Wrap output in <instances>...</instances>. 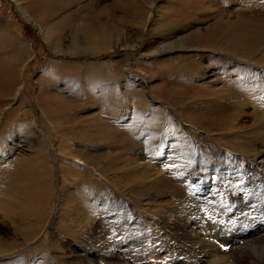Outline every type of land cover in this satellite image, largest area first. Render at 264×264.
Instances as JSON below:
<instances>
[{
    "label": "rangeland",
    "instance_id": "1",
    "mask_svg": "<svg viewBox=\"0 0 264 264\" xmlns=\"http://www.w3.org/2000/svg\"><path fill=\"white\" fill-rule=\"evenodd\" d=\"M20 5L50 33L47 40ZM90 34L107 44L77 51ZM262 52L264 0H0V264H28L41 244L55 251L52 235L62 244L52 253L70 263L111 264L102 259L108 224L96 213L101 203H131L133 225L143 228L135 229L142 250L133 238L115 247L124 264H159L152 248L166 254L149 220L180 224L194 244L206 242L184 201L198 186L193 179L213 174V158L251 167L236 182L214 185L225 200L246 192L264 200L261 154L250 151L264 147L250 129L264 117V77L247 75ZM166 132L181 138L175 151L133 159L144 140ZM190 142L194 156L181 161L176 152ZM245 149L247 156H236ZM186 165L190 182L178 176ZM92 174L107 185L110 178L111 189L91 194L84 179ZM41 211L54 224L24 242ZM228 257L211 263L229 264Z\"/></svg>",
    "mask_w": 264,
    "mask_h": 264
},
{
    "label": "bare ground",
    "instance_id": "2",
    "mask_svg": "<svg viewBox=\"0 0 264 264\" xmlns=\"http://www.w3.org/2000/svg\"><path fill=\"white\" fill-rule=\"evenodd\" d=\"M19 7L22 10L23 15L27 18V20L31 21L34 24V26L38 27L39 32L42 33L44 38L47 40L51 36L50 33L46 29H44L40 24L34 23L33 17L27 10H25V8H22V5H20ZM77 42L78 43L75 44V48L77 49V51L79 50L83 51V48H86L87 46L95 49L98 47H104L107 44L106 40L101 39L99 35L93 36L91 34L87 39L79 40ZM53 43L55 44L56 42H52V44ZM57 49H59V47ZM62 51L63 50H61V52ZM263 53L264 52H262V55ZM255 57L256 56H254L250 62L252 65L249 66L247 75L249 77L250 76L257 77L260 75L262 76L261 78H263L264 55L262 57L260 56V58L258 57L259 60H261L262 62V63L260 62L261 64L255 62L258 60V58L255 59ZM120 118L123 117L121 116ZM176 118L177 117H175L174 120H177ZM126 123L129 124L126 118H123L121 124L126 125ZM245 127L247 126L242 127V130L244 129L242 132L246 133V135H249L256 130L257 132H254L255 136L253 138L255 137L260 138V142L262 143V145H264V117L257 120L256 124L250 128L252 132H249L251 130L245 129ZM182 131L184 132V129H182ZM236 134L237 132L235 131L233 135ZM229 135L231 136L232 134ZM160 136L157 140L150 141L148 138L147 140H144L147 142L145 143L143 142L144 143L143 146L135 149L136 154L133 155L132 153L133 157L135 156L133 159L136 161V159L137 160H140L141 158L144 159L146 157H149L150 155H153L154 158H156L158 156H162L165 152H168L167 153L168 155L170 152L176 150L175 143L181 140V138H177V136H174L172 135V133H167V132L163 136L161 137ZM214 140H216V144L218 143L221 144L220 137L216 139L214 138ZM254 140L255 139H251L252 142ZM189 146L190 147H186L185 150L183 151L181 150L182 152L181 151L176 152L177 157L181 158V161L186 162L188 158L190 159L191 156H194L193 154L190 153L192 152L194 147L193 142H190ZM107 149L109 151L112 150L111 147H107ZM237 151L238 150H236L235 152L236 156L239 155L247 156L249 154L248 153L249 150L247 149L243 150V152L238 151L240 153H237ZM250 151H253V154L255 153L261 154L258 157L261 159V161L259 162L261 163L260 165L261 167L259 168H262L264 170V147L262 149H258L256 147L251 148ZM165 158L167 160V157ZM213 159H214V164H216L217 166L213 174H209L205 176L206 177L205 179H203V177L199 179L196 178L193 179V181H195L196 183L195 185L198 184V186L196 187V189H192L190 193L185 192L188 199L184 201L186 208L191 210L196 215L197 222H199L200 225H202L203 228L207 230L209 236L208 241L202 242L200 240L198 244H194L191 238L183 234H180L179 233L180 231L179 232L177 231L181 227L180 224H175L174 226L171 227L170 225L168 226V224L162 221L159 222L160 220L158 221L149 220L150 222L149 226L156 229L155 233L158 236H160L162 240L165 242V247H166L165 255H160V252L157 251L156 248L151 249V251H154V254L156 255V259L158 260L159 264H212L211 262L214 260V258L220 254L231 256L228 257L231 260L229 264H264V200H261L259 203L254 202L251 199V195H249L247 192L243 194L241 193L240 195L234 197V200L233 199L225 200L222 190L219 189L220 190L219 193H217L216 190H214L215 184L222 187L223 182H225L226 184L228 180L231 182H236L240 180L241 178H243L242 176H244V173L249 174V172L251 171V167L249 168L248 171L244 172L242 169H240L239 166L236 168L230 167L227 164H219V162L215 161L216 158ZM82 162L86 163L84 160ZM165 162H163L162 164L164 165ZM1 164L3 165L8 164L9 167L11 166V162L6 163L4 158L1 161ZM78 165L79 164H77V166ZM202 165L203 163L200 164V167ZM187 167L189 166L187 165L180 166L181 171L178 175V176H182V180L184 182L192 181L190 175H188L187 177L185 176ZM80 168L83 171V169H85V166L84 168L83 166H80ZM72 170L73 169H71V171ZM0 172H2V170H0ZM104 173L105 172L99 170L100 175H105ZM215 176L217 177L218 180H214ZM106 179H107L106 181H108L109 183L108 185L111 186L110 178H106ZM44 180L46 181L47 179ZM84 181L82 182L86 183V185L87 184L89 185L87 187H90L91 194L95 193V195L98 196L100 192L103 195L105 191L106 190L108 191V189L110 188L106 184L107 182L106 183L102 182L97 176H93V174L89 179L85 177ZM247 183L248 182L246 181L245 186L248 188L249 185ZM113 189L114 191L115 190L119 191L117 186L113 187ZM117 195H119V192ZM98 196L94 198L95 202L93 204L95 207H97L96 205H98ZM103 204L101 203L99 205V209H97V211L95 209L93 210V213H95L94 211H96V213L98 212L101 216L100 218H102L101 220H103V222L108 224L107 235L105 236V241H104L106 250L104 249L105 253L102 254V259L105 262H110L111 264H124L125 260H123L122 256L117 254V252L115 251V247H117L118 244H120L121 242H124L132 238L135 241H137L138 239L139 242L138 244H140L141 238L140 237L138 238L137 236L138 232L136 233L135 229L141 231L143 230V228L141 227L140 224L133 225L134 221L136 223V219H135L136 217L134 216V212H133L134 209L132 208V205H130L131 203L130 204L121 203L120 206H117L113 202H111L110 205L107 207V209H105V205ZM143 204L145 206H150V207L151 205H153L151 201H148ZM93 213H90L91 215H89V217L90 216L93 217L92 215ZM97 218L95 219L97 220ZM95 219L93 220L92 218V222L93 221L95 222ZM51 221L52 220L50 216H46V212L41 211L40 215L31 221V227H28L24 232V234L22 235L23 241L28 242L30 240L37 239V236L45 229L46 224H49V226H52V224H54ZM55 228H57V226ZM52 230H53L52 233L54 234L55 231L54 229ZM58 237L53 235L51 236L50 244L53 245L54 249L53 248L52 249L55 250L52 252H58L62 250V246H61L62 244L60 243L59 245V241H58V248H57L56 242H54V238L57 239ZM60 241L64 242V239L61 238ZM137 248H138L137 251L142 250V245L140 244L138 247H136V249ZM137 251H135V253L132 254L133 257H136ZM52 252L51 253L49 252L45 244H41L36 248V250L33 251L35 258L32 261H26V262L28 264H73V262L70 263L67 260V258L54 255ZM188 252H190L191 254H189ZM30 254H28V257L33 256Z\"/></svg>",
    "mask_w": 264,
    "mask_h": 264
},
{
    "label": "water",
    "instance_id": "3",
    "mask_svg": "<svg viewBox=\"0 0 264 264\" xmlns=\"http://www.w3.org/2000/svg\"><path fill=\"white\" fill-rule=\"evenodd\" d=\"M157 2V1H156ZM31 24V23H30ZM32 25V24H31ZM34 27V26H33Z\"/></svg>",
    "mask_w": 264,
    "mask_h": 264
}]
</instances>
